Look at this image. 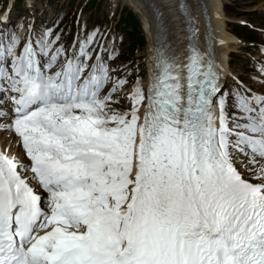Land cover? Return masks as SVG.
<instances>
[{
    "label": "snow or ice",
    "instance_id": "obj_1",
    "mask_svg": "<svg viewBox=\"0 0 264 264\" xmlns=\"http://www.w3.org/2000/svg\"><path fill=\"white\" fill-rule=\"evenodd\" d=\"M187 32L145 85L95 31L0 28V264H264V83L225 91Z\"/></svg>",
    "mask_w": 264,
    "mask_h": 264
},
{
    "label": "rangeland",
    "instance_id": "obj_2",
    "mask_svg": "<svg viewBox=\"0 0 264 264\" xmlns=\"http://www.w3.org/2000/svg\"><path fill=\"white\" fill-rule=\"evenodd\" d=\"M12 1L0 0V14L6 16L9 12L11 18L3 26L0 25V28L11 32L16 29V21L19 19L25 29L32 22L35 33L51 28L54 34L60 35V43L65 47L74 34L83 38L95 31L97 35L94 47L102 45V55L109 68L118 72L115 76H126L129 80H134L137 76L144 79L145 52L147 60V41L143 30L145 23L135 9L141 7H135L132 0H94L90 5V0H32L31 7L26 6L25 0ZM219 1L225 16V29L231 36L225 59L223 58L227 59V63L221 60L226 78L233 84L237 81L258 88L260 83H264L263 76L258 71V65H264V51H261L264 48V0ZM126 11L135 16L143 35L142 45H136L134 49L127 42L130 36L135 39L139 33L128 32L127 24L116 21L117 16ZM219 55L221 56L220 52ZM109 56L111 59H108Z\"/></svg>",
    "mask_w": 264,
    "mask_h": 264
},
{
    "label": "bare ground",
    "instance_id": "obj_3",
    "mask_svg": "<svg viewBox=\"0 0 264 264\" xmlns=\"http://www.w3.org/2000/svg\"><path fill=\"white\" fill-rule=\"evenodd\" d=\"M29 1V2H28ZM131 1V0H130ZM156 3L158 4V7L160 9V11H162V16L166 17L167 19V25H166V31H169L170 34V38H172L173 40V47L174 49L177 47L178 51L181 49V47L183 45H185V37L183 36V31H182V25L180 23L179 17L176 15L175 12V8L173 7V0H154ZM205 4L207 5L208 8V12L210 13V20L213 24L215 33H216V49L218 52V56L220 58V68H221V76L223 77V73L225 72V70L223 69V64L221 63V60L225 59V55L227 53V45L231 40V36L230 34L227 32V30L225 29V22H224V15L222 13V7L220 4L219 0H204ZM14 3V0L12 1ZM30 2H32V0H25V4H27L26 6L31 7L32 4H30ZM132 2L134 3L135 7L140 6L141 8H135L137 10V12L140 14V16L142 17V19L145 18L144 23V30L146 32V43H147V64H148V78L151 74L152 68H153V62L150 59V56H152L154 54V40L152 38H149V32L151 34L152 32V27L150 24L152 17H151V13L149 11V9L147 8V6L145 5V3L143 2V0H132ZM194 3V7L197 11V13L200 15L198 8H199V2L198 0H193ZM130 4V3H129ZM10 2L8 4V8H9ZM13 5V4H12ZM214 15L216 17H214ZM9 16V12L7 13L6 17ZM214 17V19H213ZM215 18H217L218 20H215ZM164 22V19H163ZM148 31H146V25H148ZM239 50V49H238ZM176 51V50H175ZM176 51V52H178ZM219 52L221 53V56L219 55ZM146 53V52H145ZM183 54V53H182ZM227 57V56H226ZM224 58V59H223ZM227 60V59H226ZM225 61V63H227V61ZM151 65V67H150ZM227 69L228 66H227ZM224 70V71H223ZM225 77H227L226 72H225ZM148 78L147 80H145V85L148 82ZM0 142H4V143H10L11 140L8 139V133L7 132H3L0 133Z\"/></svg>",
    "mask_w": 264,
    "mask_h": 264
},
{
    "label": "trees",
    "instance_id": "obj_4",
    "mask_svg": "<svg viewBox=\"0 0 264 264\" xmlns=\"http://www.w3.org/2000/svg\"><path fill=\"white\" fill-rule=\"evenodd\" d=\"M94 2V0H90L89 5L92 4ZM117 21L122 22L123 24H127L126 27L128 26V32H135L136 31L139 33L137 34L138 37H136L135 39L130 36V40L128 41L129 45H132V49H134L136 47V45H141L143 42V35L140 32L139 29V23L137 21V19L135 18V16L126 11L125 14L123 15H119L117 17ZM129 33V35H130Z\"/></svg>",
    "mask_w": 264,
    "mask_h": 264
}]
</instances>
